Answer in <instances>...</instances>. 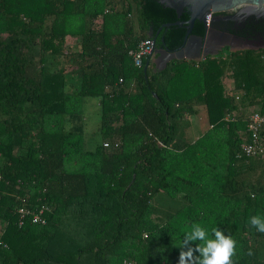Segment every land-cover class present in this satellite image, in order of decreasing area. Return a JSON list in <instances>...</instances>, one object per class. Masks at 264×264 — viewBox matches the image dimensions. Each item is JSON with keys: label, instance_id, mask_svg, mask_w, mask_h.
<instances>
[{"label": "trees", "instance_id": "trees-1", "mask_svg": "<svg viewBox=\"0 0 264 264\" xmlns=\"http://www.w3.org/2000/svg\"><path fill=\"white\" fill-rule=\"evenodd\" d=\"M140 3L0 0V264H177L196 223L236 241L234 264H264L249 223L264 218V159L239 152L249 111L264 117V47L135 66L127 51L165 23ZM166 35L155 45L173 50Z\"/></svg>", "mask_w": 264, "mask_h": 264}, {"label": "water", "instance_id": "water-1", "mask_svg": "<svg viewBox=\"0 0 264 264\" xmlns=\"http://www.w3.org/2000/svg\"><path fill=\"white\" fill-rule=\"evenodd\" d=\"M245 3L255 4L256 12L262 11L264 8L262 7L264 0H141L140 9L146 17L158 16L165 22L156 29L151 38L152 54H156V56L152 60L149 58L150 62L156 70H161L170 59L198 61L208 55L217 54L220 46L213 52L201 50V47L205 49L203 45L206 40L205 34L210 31L208 14L220 13ZM162 26L167 28L166 44L173 50H166L155 45V35ZM151 32L150 29L148 33L151 34ZM191 47L195 49L194 54L189 52ZM247 48L253 49L254 47H235L229 50L236 51ZM147 63L148 60L143 65V72H145Z\"/></svg>", "mask_w": 264, "mask_h": 264}, {"label": "flooded vegetation", "instance_id": "flooded-vegetation-1", "mask_svg": "<svg viewBox=\"0 0 264 264\" xmlns=\"http://www.w3.org/2000/svg\"><path fill=\"white\" fill-rule=\"evenodd\" d=\"M264 7V4L262 5ZM209 33L205 34V52H213L220 46V50L232 47H264V8L255 11V4H241L220 13H210ZM223 33V35H220ZM230 35H229V34ZM194 43V41H192ZM156 44V43H155ZM155 49V48H154ZM195 49L191 47L190 53ZM153 52V49H152ZM150 54L152 60L156 54Z\"/></svg>", "mask_w": 264, "mask_h": 264}, {"label": "clouds", "instance_id": "clouds-1", "mask_svg": "<svg viewBox=\"0 0 264 264\" xmlns=\"http://www.w3.org/2000/svg\"><path fill=\"white\" fill-rule=\"evenodd\" d=\"M249 223L264 233V218L261 216H251ZM211 237L200 224L191 225L190 230L183 233L180 243L175 244L181 248L177 264H234L236 241L217 227L211 228ZM190 242H196L195 247ZM248 254L251 255V251Z\"/></svg>", "mask_w": 264, "mask_h": 264}, {"label": "built area", "instance_id": "built-area-1", "mask_svg": "<svg viewBox=\"0 0 264 264\" xmlns=\"http://www.w3.org/2000/svg\"><path fill=\"white\" fill-rule=\"evenodd\" d=\"M152 47L153 46L151 39L143 38L136 43L134 48L129 49L127 53L131 57L133 64L135 66H139L141 64L142 58L151 54L153 49ZM223 85L225 90H229L232 88V82L228 78L223 79ZM223 118L228 119L227 113L224 114ZM263 122L264 117H262L259 113L255 112V110L249 111V113L247 114L245 121V129L239 132V134L241 133L240 136L242 137V141L239 145V152L243 156L255 157V155L258 154L260 158L264 159V139L261 138V136L259 135V127L263 124ZM103 145H106V143H103ZM42 205H39L37 212L32 214L31 222L44 223L43 218H41V214L44 210H46V207ZM17 212L19 213L18 223L21 224L22 217L26 213V210H24L23 208H18Z\"/></svg>", "mask_w": 264, "mask_h": 264}, {"label": "rangeland", "instance_id": "rangeland-1", "mask_svg": "<svg viewBox=\"0 0 264 264\" xmlns=\"http://www.w3.org/2000/svg\"><path fill=\"white\" fill-rule=\"evenodd\" d=\"M82 102L83 104L81 105L80 112L87 119L86 128L82 137V145L84 148L91 149L99 139V135L95 133L96 127L99 123V114L97 113L96 98L86 97L83 99ZM197 116L198 115H188V120L190 121V126L188 127V129H186L188 139L196 138L202 133L205 128V123L203 121L201 123V120L198 119Z\"/></svg>", "mask_w": 264, "mask_h": 264}, {"label": "crops", "instance_id": "crops-1", "mask_svg": "<svg viewBox=\"0 0 264 264\" xmlns=\"http://www.w3.org/2000/svg\"><path fill=\"white\" fill-rule=\"evenodd\" d=\"M196 115H198L197 117H198V119H200L201 117L199 116L200 115V110L199 111H197V114H195V116Z\"/></svg>", "mask_w": 264, "mask_h": 264}]
</instances>
